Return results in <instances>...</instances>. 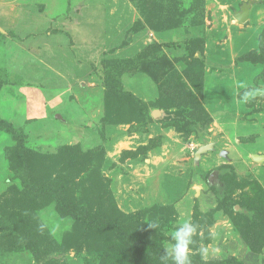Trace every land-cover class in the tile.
I'll use <instances>...</instances> for the list:
<instances>
[{
	"label": "rangeland",
	"instance_id": "1",
	"mask_svg": "<svg viewBox=\"0 0 264 264\" xmlns=\"http://www.w3.org/2000/svg\"><path fill=\"white\" fill-rule=\"evenodd\" d=\"M249 1L240 22L234 12ZM195 38L204 49L200 92L185 74ZM110 73L126 93L110 98L108 119ZM129 94L148 104L147 120L136 118ZM194 103L208 123L188 116ZM0 118L39 154L61 146L86 154L90 164L75 171L74 197L98 206L105 194L102 207L143 211L147 227L158 224L147 234L161 236L162 250L190 220L197 225L190 258L202 259L208 247L207 261L264 264V243L253 250L218 205L226 195L246 204L253 181L264 192V163L251 158L264 151V0H0ZM8 127L0 125V236L13 240L14 223L1 220V207L22 187L7 158L16 144ZM212 141L193 167L195 150ZM213 170L218 187L207 182ZM44 204L38 215L51 230L47 243L58 247L37 256L0 240V264H98L99 231L74 249L73 220L60 217L53 200ZM169 206L170 217L164 210L154 216Z\"/></svg>",
	"mask_w": 264,
	"mask_h": 264
},
{
	"label": "trees",
	"instance_id": "2",
	"mask_svg": "<svg viewBox=\"0 0 264 264\" xmlns=\"http://www.w3.org/2000/svg\"><path fill=\"white\" fill-rule=\"evenodd\" d=\"M166 19L168 20V18ZM160 24L162 25V23ZM151 25L154 28V25ZM194 41L195 46L192 49L190 47V62L185 69V74L200 92L204 49L201 38H195ZM195 53L198 56H195ZM117 71L119 72V70ZM111 80L116 82L112 73L105 82V107L108 119L114 117L110 116L108 107L110 98L126 93ZM128 96L132 98V102L127 105L135 110L136 118L147 120L149 118L148 104L137 100L131 94ZM152 106L160 107L157 104ZM190 108L191 111L188 116H194L193 118L202 124L208 123L211 119L198 103H194ZM0 125L10 126L1 118ZM8 130L16 138V144L8 148L7 158L10 161L11 169L20 179L22 188L12 193L11 197L6 199L1 207V220L3 222L12 221L16 235L12 236L13 240L8 238L7 234L0 236L1 242L7 240V249H11V246L24 245L37 256H40L44 253L53 252L58 247L57 242L52 239L50 243H47V237L51 236V230L46 229L38 215L41 206L48 200H53L59 216L72 219L74 227L79 230L76 236L71 234L74 237L72 243L74 249L85 246L90 235L94 231H99L101 246L98 248V264H173L170 257L163 259L165 251L160 247L161 236L159 235L154 240L147 234L150 228L141 220L143 211L126 214L118 211L116 207V209L110 210L111 204L102 207L103 202L106 201L105 194L97 195L99 201H103L98 206H93L91 201L84 203L74 197L73 185L77 177L75 171L77 167L90 164V159L85 156L86 154L78 152L76 147L61 146L54 155H42L25 147L24 137L21 133L11 128ZM251 185L254 196L251 200L248 198L246 204L241 200L227 198L226 195L218 202V205L231 215L233 225L239 233L244 235L249 246L253 250H258L259 246L264 243V192L256 181L251 182ZM235 205L239 206L238 210L234 209ZM4 209H6L5 212H3ZM151 209L156 211L154 208ZM249 209L251 212L253 210L252 218L248 217ZM163 210L169 216L170 206L160 207L154 216L157 217V213ZM171 220L172 218H170ZM151 232L156 234V230ZM63 248L65 247L63 246ZM190 259L191 264H242L234 258L208 261L194 257Z\"/></svg>",
	"mask_w": 264,
	"mask_h": 264
},
{
	"label": "clouds",
	"instance_id": "3",
	"mask_svg": "<svg viewBox=\"0 0 264 264\" xmlns=\"http://www.w3.org/2000/svg\"><path fill=\"white\" fill-rule=\"evenodd\" d=\"M148 227L155 229L158 224L149 222ZM197 235V225L186 220L176 226L171 233V240L174 241L170 248L165 249V256L163 259L171 258L173 264H191L190 246L193 244L194 237ZM202 259H207L209 248L201 247L200 249Z\"/></svg>",
	"mask_w": 264,
	"mask_h": 264
},
{
	"label": "water",
	"instance_id": "4",
	"mask_svg": "<svg viewBox=\"0 0 264 264\" xmlns=\"http://www.w3.org/2000/svg\"><path fill=\"white\" fill-rule=\"evenodd\" d=\"M250 1L246 2L244 4H242V6L240 7L239 11L234 12V17L235 19H237L240 22H245L247 20L248 17V13H249V7H250ZM55 116L59 119H61V115L60 114H55ZM215 147V142H207L205 144H201L200 146H198V148L195 150L194 154H193V159H192V164L193 167H197L200 165V160L202 159V156L207 153L210 150H213ZM219 155L221 157L226 158L227 160L229 159L228 156V152L227 150H220L219 151ZM251 158L255 161V162H264V154L263 153H254L251 155ZM218 170H213L211 171L208 176H207V182L210 185H215V186H219V184H221V182H219L218 179ZM235 210L239 209L238 205L234 206Z\"/></svg>",
	"mask_w": 264,
	"mask_h": 264
},
{
	"label": "crops",
	"instance_id": "5",
	"mask_svg": "<svg viewBox=\"0 0 264 264\" xmlns=\"http://www.w3.org/2000/svg\"><path fill=\"white\" fill-rule=\"evenodd\" d=\"M214 142V141H213ZM255 153H263L264 154V151L262 150H257ZM254 154V153H253ZM253 160V159H252ZM254 161V160H253ZM255 162V161H254ZM256 163H259V162H256ZM261 163H264V162H261ZM260 164V163H259Z\"/></svg>",
	"mask_w": 264,
	"mask_h": 264
}]
</instances>
